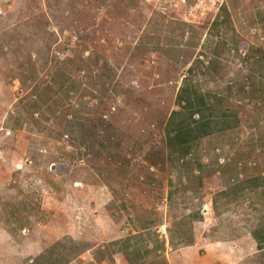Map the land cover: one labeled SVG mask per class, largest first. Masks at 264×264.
Returning a JSON list of instances; mask_svg holds the SVG:
<instances>
[{
    "label": "rangeland",
    "instance_id": "rangeland-1",
    "mask_svg": "<svg viewBox=\"0 0 264 264\" xmlns=\"http://www.w3.org/2000/svg\"><path fill=\"white\" fill-rule=\"evenodd\" d=\"M0 264H264V0H0Z\"/></svg>",
    "mask_w": 264,
    "mask_h": 264
},
{
    "label": "crops",
    "instance_id": "crops-1",
    "mask_svg": "<svg viewBox=\"0 0 264 264\" xmlns=\"http://www.w3.org/2000/svg\"><path fill=\"white\" fill-rule=\"evenodd\" d=\"M120 237H121V234L119 235ZM124 255V254H123ZM115 256V255H114ZM119 256V253H116V257H118Z\"/></svg>",
    "mask_w": 264,
    "mask_h": 264
}]
</instances>
